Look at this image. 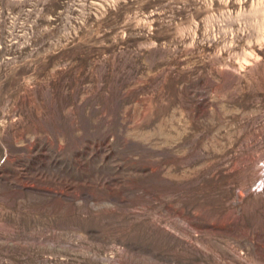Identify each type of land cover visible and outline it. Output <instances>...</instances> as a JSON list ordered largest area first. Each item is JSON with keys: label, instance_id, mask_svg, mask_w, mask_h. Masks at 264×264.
Returning a JSON list of instances; mask_svg holds the SVG:
<instances>
[{"label": "rangeland", "instance_id": "1", "mask_svg": "<svg viewBox=\"0 0 264 264\" xmlns=\"http://www.w3.org/2000/svg\"><path fill=\"white\" fill-rule=\"evenodd\" d=\"M0 264H264V0H0Z\"/></svg>", "mask_w": 264, "mask_h": 264}]
</instances>
